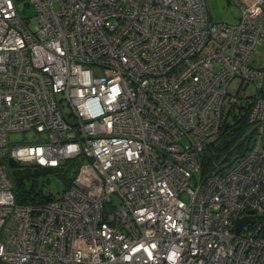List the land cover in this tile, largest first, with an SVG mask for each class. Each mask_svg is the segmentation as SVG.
I'll return each mask as SVG.
<instances>
[{
  "label": "built area",
  "instance_id": "2783aa9c",
  "mask_svg": "<svg viewBox=\"0 0 264 264\" xmlns=\"http://www.w3.org/2000/svg\"><path fill=\"white\" fill-rule=\"evenodd\" d=\"M227 2L0 0V264H264V0ZM8 157L78 177L17 202Z\"/></svg>",
  "mask_w": 264,
  "mask_h": 264
},
{
  "label": "trees",
  "instance_id": "16d2710c",
  "mask_svg": "<svg viewBox=\"0 0 264 264\" xmlns=\"http://www.w3.org/2000/svg\"><path fill=\"white\" fill-rule=\"evenodd\" d=\"M245 125H246V118L240 120L236 124H231V126L228 127L224 131V133L221 134L219 142L215 144L214 146H211L210 150L207 149L202 153L203 171L209 168L212 160L220 158L221 155L224 152H226L227 148L230 146H234L235 149L233 152H230V154L227 155L225 159H230L231 157L234 158L242 154V152L245 150V148L248 147V144H249L248 142L249 136H247L246 138L245 137L240 138V136L242 135L245 129ZM212 153H214V155ZM215 153H216V156H215ZM66 162L67 160L64 161V163L61 166H63ZM78 162H80V160H78ZM61 166L55 167V168H48V167H42V166H31V165L30 166H20V165L16 166L13 169L11 176L9 175L12 181V184H13L12 190H13L16 201L25 202L26 200L30 198V196L36 193L35 180L39 174L47 170H54V171L62 170ZM71 169L73 171L72 176L65 183V188L69 187L74 177L76 176L77 172L79 171V163H77ZM26 181H30L29 187H26Z\"/></svg>",
  "mask_w": 264,
  "mask_h": 264
},
{
  "label": "rangeland",
  "instance_id": "374dc122",
  "mask_svg": "<svg viewBox=\"0 0 264 264\" xmlns=\"http://www.w3.org/2000/svg\"><path fill=\"white\" fill-rule=\"evenodd\" d=\"M209 13L214 20L233 22L235 20L236 9L233 5L229 4L227 0H207ZM262 49V48H261ZM39 133L34 129L25 131H12L9 133V142L11 145H18L29 141H34ZM78 162L76 159H68L67 162L61 166L62 170H47L42 172L36 177L35 188L36 190L45 189L52 195H57L65 188V183L72 176V169ZM7 172L11 176L15 167H11L6 163ZM70 168V169H69ZM78 173L74 177H78ZM30 181H26V187H29ZM185 199V198H184ZM116 203L117 200L113 198ZM106 211H111L113 206L110 203L105 205Z\"/></svg>",
  "mask_w": 264,
  "mask_h": 264
},
{
  "label": "water",
  "instance_id": "95a60500",
  "mask_svg": "<svg viewBox=\"0 0 264 264\" xmlns=\"http://www.w3.org/2000/svg\"><path fill=\"white\" fill-rule=\"evenodd\" d=\"M7 164L11 167H16L17 163L12 157H8ZM249 220V217H243L237 220L236 222V231L239 229Z\"/></svg>",
  "mask_w": 264,
  "mask_h": 264
}]
</instances>
